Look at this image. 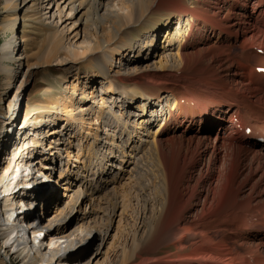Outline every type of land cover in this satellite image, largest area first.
I'll list each match as a JSON object with an SVG mask.
<instances>
[{
	"label": "bare ground",
	"instance_id": "1",
	"mask_svg": "<svg viewBox=\"0 0 264 264\" xmlns=\"http://www.w3.org/2000/svg\"><path fill=\"white\" fill-rule=\"evenodd\" d=\"M3 1L0 32L14 29L22 13L23 35L19 40L15 34L1 46L0 161L3 154L10 157L0 163V263L61 264L69 259L68 250L87 240L88 247L97 245L94 258L101 253L111 225L101 229L95 223L102 214L97 210L102 198L96 195L123 175L114 170L106 176L114 167L110 159H115L119 170L124 171L122 162L134 166L131 172L139 173L140 182L135 190L140 202L134 246L123 250L119 264H264V71L259 70L264 53L258 52L264 50V0H214L218 10L198 0H129L115 11L112 0H63L80 27L96 31L93 41L69 46L64 22L50 24L46 13L40 18L28 15L38 0H24L22 6L21 0ZM55 12L63 18L59 3ZM33 22L44 37L42 57L47 64L87 67V78L100 80L105 91L96 90L94 96L85 85L80 94L71 88L80 100L86 98L79 111L61 100L45 116L26 112L18 124L29 74L25 67L30 64L28 53L26 63L20 61L24 53L15 42H25ZM172 23L177 27L165 30L166 43L156 44L159 30ZM140 31L149 33L143 42L134 35ZM201 41L207 46L194 50ZM150 45L156 47L147 51ZM237 48L242 52L236 53ZM161 51L159 68L154 60ZM12 85L15 95L9 92ZM92 118L96 127L89 129ZM159 120L163 123L153 131ZM72 123L75 132L90 137L86 155L83 149L68 151L65 130ZM14 134L20 144L23 141L24 151L33 146L26 154L21 147H11ZM137 136L141 143H134L129 153ZM113 150L119 152L117 157ZM59 162L61 179L52 175ZM23 165L25 170L33 165L35 175L23 174ZM96 166L98 171L92 172ZM145 167L148 181L143 180ZM76 168L83 172L80 177ZM93 180L102 184L92 187ZM65 198L68 208L57 210ZM114 206L103 213L110 221L118 201ZM52 208L55 214L46 216ZM75 213L89 223L69 233L60 231V224L72 221ZM46 229L51 232L46 234ZM148 251L157 254L150 258ZM91 262L89 258L86 264Z\"/></svg>",
	"mask_w": 264,
	"mask_h": 264
},
{
	"label": "rangeland",
	"instance_id": "2",
	"mask_svg": "<svg viewBox=\"0 0 264 264\" xmlns=\"http://www.w3.org/2000/svg\"><path fill=\"white\" fill-rule=\"evenodd\" d=\"M192 1H196V0H188L189 4H192L190 2ZM204 1V2H203ZM209 1V2H208ZM214 0H198L199 4L202 3H206L208 4V6H211V10L212 8L215 10H218L217 8H214ZM222 1V0H220ZM3 0H0V6L3 5ZM33 2V1H32ZM31 2V3H32ZM131 1L129 0H112L110 8L112 10H119L120 6H128V4ZM24 0H21V6L23 5ZM30 3V4H31ZM50 3V4H49ZM59 3L60 7H61V11L63 14V18L60 19V16L57 12H55L56 10V6ZM228 4L225 6L227 7ZM43 8V10H42ZM226 10V9H225ZM54 12V15H53ZM28 15H33L36 18H40L42 16H47L49 17L47 20H45L46 22H49L50 24H53V20L56 21L58 24H62V28H64V30H66V39H65V45H81L83 43V45L87 44V42L93 41V39L95 38V33L96 31H94L92 29V27H80V20H78V17H75L76 15L73 13V11H70V9L68 8L66 3H63V0H38L37 4L34 6V11H28L27 12ZM44 13H46L44 15ZM21 16V20L20 22L17 23V25L15 26V28L12 30L10 28H7L6 32H0V56H1V51H2V44H4L6 41H8V39H11L12 36H14L15 34L17 36H19V40L21 39L23 33H22V28H23V17H22V13L20 14ZM54 16V17H53ZM173 20V23H176V18L171 17ZM37 21V20H35ZM55 22V23H56ZM5 23V22H4ZM34 23V24H33ZM30 23L28 25L27 28V34L25 36V42H20L19 40L15 42V45L17 44V48H20V54L22 55L21 58V62H25V53L29 54V58H28V62L30 64V67L26 66L25 69L29 68V74L27 75V79L28 82L26 83V87H25V91L23 92L24 94L21 96V100H20V105H19V113H18V117H16V123L18 122L21 123L26 115V112L28 113V116H30V114L35 113V117L39 118L41 116H45L47 115V111L48 110H54L56 109V106L58 105V103H60V101L62 100V102L66 103L64 104L65 107H67L68 109L73 110V112L75 111H79L81 109L82 106L86 105V98H82V100H80L81 95H75L72 93V89L74 87L77 88V91H79L78 93H82L81 88L85 85L84 90H87V92H89L88 94H95L96 90H98L96 93L99 94V91L101 90V92H104L105 90H103V84L100 85L99 81L100 80H96L95 82H92L90 79H88L87 77H89V72L87 69V67L85 68L84 66H72V62L69 63H65V64H56V61L54 63H52L51 65L47 64L45 61V58H43V52H44V42L43 39L44 37H42V33L41 30L39 31V27H37L38 25L36 24V22ZM171 24L169 28H164L161 30H159V37L156 39V44H164L166 42H163L165 39L164 33L165 30H172V28L174 29L175 27H177L176 24ZM3 24V23H2ZM6 24V23H5ZM4 25V24H3ZM174 25V26H173ZM168 27V26H166ZM39 28V29H37ZM38 31V32H37ZM76 33L78 34L76 36ZM136 33V32H135ZM41 34V35H40ZM149 34V33H148ZM148 34L144 35V31H140L137 32L135 35L136 38L143 37V39L141 40V42L146 40V37H148ZM27 37V38H26ZM214 41V38L212 40ZM43 44V45H42ZM206 41L204 42H200V45H195V47L193 46V49H204V47H206ZM155 45H150V47H148L147 51H151L153 49H155ZM43 48V49H42ZM192 49V50H193ZM242 48H237L235 51L236 53H240ZM145 51V50H144ZM145 51V52H147ZM17 52V51H16ZM259 53L263 54L264 50L263 49H259L258 50ZM119 56H123V55H119ZM162 57V51L160 53H158V55H156L155 57V65H157V67L161 68V65L163 63V61H161ZM126 59V57H125ZM11 64L13 65L16 69L18 68L19 64H15L14 60H8L7 64ZM26 63V62H25ZM124 63H127L129 66L132 64L131 61L127 62L125 61ZM199 63V62H198ZM197 63V64H198ZM258 69V68H257ZM90 71V70H89ZM77 76V78H76ZM87 81V82H86ZM94 85V86H93ZM93 88H92V87ZM1 81H0V92H1ZM72 88V89H71ZM16 90L17 88L14 87V85L11 86V88L9 89V92L12 93V95L16 94ZM93 91V92H92ZM7 93V96H9L10 93ZM12 95L9 97V99L12 97ZM111 95V93H107L105 96ZM96 96V94L94 95ZM73 97V98H72ZM72 98V99H71ZM108 98V97H107ZM97 105L95 110H97V107H99L100 105V95L97 96ZM89 103H91L89 101ZM88 103V104H89ZM6 104H8V102H6ZM87 104V105H88ZM91 122V127H89V129H94L96 127V125L94 124L96 121H94V118L89 119ZM140 121V120H139ZM160 121V120H159ZM159 121H157V126L153 127V131H155L157 129L158 126H160V124H162L163 122L160 121L161 123H159ZM34 122V121H33ZM15 123V125H17ZM94 124V125H93ZM187 124V123H186ZM0 125L2 126V123L0 121ZM75 124H68L67 129L65 130V140L66 142L68 141L69 144H67V146L69 147V152L72 154H76L78 149H83V152L86 154H88V145L90 142V137L86 136V133H77L75 132V130L73 129ZM90 125V124H89ZM45 126V125H44ZM94 126V127H92ZM44 128V127H43ZM14 131L17 130V128L13 127ZM42 133V130L40 132V134ZM15 136H13L14 138V142L15 145H11V147H21V153L25 154L24 151V146H23V141L21 142V144L19 143V139H17V135L14 134ZM43 135V134H41ZM41 135H39L40 137H34L35 139H40ZM216 137V133L213 134V141ZM45 138V137H44ZM69 138V140H68ZM43 139V138H42ZM17 140V141H16ZM46 140V138H45ZM138 140V136L137 138L134 137V141L132 142L133 144L131 145V147L127 150L129 153H132L131 148L132 146L135 144H140L141 140L139 142H137ZM27 143H31L29 142L30 139L27 138ZM47 141V140H46ZM45 141V142H46ZM72 141V142H71ZM117 142V140H116ZM218 142V140H217ZM216 142V143H217ZM28 144V145H29ZM31 145V144H30ZM45 144H39L40 149L43 148ZM10 147V149H11ZM33 146H30V148H32ZM38 149V148H37ZM47 151V150H46ZM115 157H117V155H119V152H117V150H113ZM64 154L65 151L63 152ZM5 157V158H4ZM8 157H10V155L7 154H3V160H7ZM33 159V161H35V159H37L36 157H31ZM61 158V157H60ZM126 159H128L129 157H125ZM120 159V158H119ZM3 160L0 161V163H3ZM67 160V159H65ZM111 162L114 161V167L111 170H108V172L106 173V176L108 177L109 175H111V173L115 170V172H119V174L123 173V175L121 177H117L118 180L116 182H114V184H112L111 186H109L110 188L104 189L102 188V190H99V193H97L98 195H96V197H100L102 198L101 201H99V209L97 208V210H101L102 214L100 218L94 219L95 223L97 222V224L99 225V223L101 224L100 226H102L101 229H106V226L108 224H110V231L109 234L107 236L106 242L105 244H103V247L100 249V252L95 258H94V254L92 253L93 251L97 250V245L92 244L91 248L88 247L89 243H87V241H84L82 244L79 243L78 246H76L77 250L73 249L72 251L68 250L67 251V257L69 259L66 260V262H61V264L66 263V264H86L88 262V259L91 258V263L90 264H110L111 262H114L116 264H119V259H121L122 254H123V250L126 249L127 251L131 250L134 246L133 244V239H134V231H135V223L137 220V216L139 214L138 210H139V202H140V197L137 194L136 188H139L140 186V182H137V177L139 176L138 174H132V165H129V163H123L121 164V167H123L124 171H122V169L119 170V165H118V161H116L115 159H110ZM74 162V161H73ZM34 163V162H33ZM64 162H62L63 164ZM72 164L74 163H70L71 168H73ZM60 165V162L58 163V165H55V170L54 173L52 174L54 177L55 175L59 176V170L58 167ZM95 166V165H92ZM24 165H23V170H24ZM117 167V168H116ZM97 166L95 167V169L92 171H98ZM21 169V168H20ZM79 168H76V172L78 171ZM128 169V171H127ZM28 170V169H26ZM30 170V168H29ZM119 170V171H118ZM130 172V173H129ZM145 176L143 178V180L148 181V168L145 167ZM23 174L26 175V172L24 170V172H22ZM28 173V172H27ZM79 175H77V177L83 173L82 171L77 172ZM81 173V174H80ZM38 174V173H36ZM197 175V174H196ZM112 176V175H111ZM111 178V177H110ZM120 178V179H119ZM54 179V178H53ZM61 179V178H60ZM13 180V179H12ZM12 180L10 182H12ZM50 185H53V187H55L57 190H59L60 192H62V190H60V187L58 188L57 184L52 183L51 181L48 182ZM63 183V181H62ZM86 184L91 183L92 187L98 185V184H102L100 183V181L98 180H93V181H89L85 182ZM93 183H97V184H93ZM76 187H72L73 191L74 189H78L77 185H75ZM38 188V187H37ZM29 189V187H28ZM28 189H26L28 191ZM58 192V191H57ZM69 199L65 198L64 200L59 201V204L57 206V210L60 211V209H62L63 211H66V209L68 208V204L67 201ZM103 200V201H102ZM115 201H118V206L116 208V214L113 217V220L110 221V219L106 218L105 216H103V213H107V212H111V210L115 209ZM39 202V201H38ZM96 205V207H98ZM41 207V206H40ZM66 207V208H65ZM114 207V208H113ZM65 208V209H64ZM152 208V206H150V209ZM28 211H33L28 210ZM27 211V212H28ZM53 214H55V209L52 208L47 212L46 216H52ZM76 217L71 221L70 219L66 220L60 224V226L62 227L60 231H65V233H69L71 231H74L75 227H77L79 224L83 223L84 225H87L89 222L87 220H82L79 218V216L81 215L80 213H75ZM141 215V213H140ZM81 217V216H80ZM141 217V216H140ZM106 218V219H105ZM256 218V217H254ZM94 220L92 221L91 224H94ZM62 221V220H61ZM91 222V221H90ZM46 234H48L49 230H45ZM63 233H61L60 235H62ZM240 244V242H239ZM62 246L64 247V243L62 244ZM239 246V245H238ZM65 248V247H64ZM151 248H149L150 250ZM149 254H147L148 257H153V255L157 254L156 251H154L153 253H151L150 251H148ZM1 264V263H0ZM53 264H56L55 262ZM57 264H60L59 261L57 262Z\"/></svg>",
	"mask_w": 264,
	"mask_h": 264
}]
</instances>
